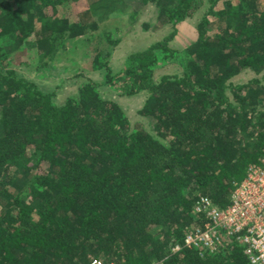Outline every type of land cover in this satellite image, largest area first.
<instances>
[{
    "label": "trees",
    "instance_id": "obj_1",
    "mask_svg": "<svg viewBox=\"0 0 264 264\" xmlns=\"http://www.w3.org/2000/svg\"><path fill=\"white\" fill-rule=\"evenodd\" d=\"M260 1L135 0L157 10L152 28H141L169 32L127 47L99 32L123 0H0V264H249L237 244L205 255L170 249L201 225L192 210L198 197L225 208L248 168L264 160ZM202 9L196 38L170 46L178 25ZM29 34L36 65L3 67ZM75 45L82 70L101 72L102 82L67 60L60 72L72 62L78 83L57 102L55 90L31 78L57 68ZM113 51L122 56L116 71ZM138 94L148 129L131 126L120 105Z\"/></svg>",
    "mask_w": 264,
    "mask_h": 264
},
{
    "label": "built area",
    "instance_id": "obj_2",
    "mask_svg": "<svg viewBox=\"0 0 264 264\" xmlns=\"http://www.w3.org/2000/svg\"><path fill=\"white\" fill-rule=\"evenodd\" d=\"M192 210L202 223L190 227L182 243L171 247V253L187 248L200 255L214 254L227 245L237 244L243 248L249 264H264V160L248 168L225 208L220 209L200 196ZM89 264L115 263L91 259Z\"/></svg>",
    "mask_w": 264,
    "mask_h": 264
},
{
    "label": "rangeland",
    "instance_id": "obj_3",
    "mask_svg": "<svg viewBox=\"0 0 264 264\" xmlns=\"http://www.w3.org/2000/svg\"><path fill=\"white\" fill-rule=\"evenodd\" d=\"M135 0H123L124 6L121 8V11H119L116 14L110 15L107 19L101 21L99 23V32L103 34V36L106 38L110 37V35L115 38L118 36H122V40L126 44L127 47L132 46L136 42L143 41V39L148 40V42H156L162 39L163 36H165L169 32V26H164L163 28H160L158 30H152V26L155 24V20L157 17V10L156 7L152 3H147L144 6H138L134 3ZM261 5L264 7V0L260 1ZM83 6L82 2H79L78 4L72 6L71 8H74L76 11V8H81ZM129 8V9H128ZM135 12V21L134 23H130L129 21V13ZM72 14V13H71ZM70 14V15H71ZM204 14V9L202 11L198 12L193 18L187 19L183 23L179 24L177 27V34L174 37V39L170 42V46L182 49L186 47L194 38H196V32L195 28L200 20L201 16ZM65 15H68L65 13ZM150 24L151 28H149L147 31H145L143 28H141V25L144 23ZM210 33V32H209ZM120 43L114 48V50H119L123 45ZM24 47L23 49H20L18 51H12L10 54L6 57L5 66H9V64H15V62H28L32 66L36 65V62L38 61V58H40L36 52V49L38 48V44L34 43V38L32 37V34L26 35L24 40ZM38 45V46H37ZM117 59L121 56V53L118 51L117 53ZM80 53L78 46H72L70 49L67 50L60 58H59V64L60 66H66L68 65L65 63V61L72 60L75 63L78 64V66L81 68L83 66V63L80 62ZM89 56L87 57V59ZM119 61L116 62V64L113 65V68L119 67ZM70 62L69 66L72 68L70 72L64 77V81L60 82L62 83L60 88L56 85L54 87V90L56 91V101L60 102L63 101L68 95L73 94L75 91V85L78 83V79H72L75 76V67L71 65ZM22 71L24 75L27 77L30 76V72L28 70L29 66L21 65ZM25 66V67H24ZM2 67V68H3ZM168 66L161 67L154 71V77H158L160 74H163L164 71H166V68ZM33 67H31L32 69ZM170 69H173V66L169 67ZM167 68V71L168 69ZM30 69V68H29ZM83 67L77 72L78 74L83 71ZM17 70V69H16ZM114 71V69H113ZM57 70L54 67H49L46 69L38 70L37 73L33 75V79L35 82H37L36 79L43 78V79H55L57 76ZM88 74V72H87ZM84 73V75H87ZM73 76V77H71ZM35 77V78H34ZM38 77V78H37ZM95 78V76H93ZM98 80V79H97ZM244 77L241 74L238 76L236 81H244ZM96 81V80H95ZM264 82V81H263ZM59 89V90H58ZM142 102V98L139 96L136 97H121L120 98V105L122 106L124 112L126 113L127 117L130 120V125L134 127H142V125L145 126V128H150V123L145 118L140 117L137 115L136 110L140 107ZM144 103V102H142Z\"/></svg>",
    "mask_w": 264,
    "mask_h": 264
},
{
    "label": "crops",
    "instance_id": "obj_4",
    "mask_svg": "<svg viewBox=\"0 0 264 264\" xmlns=\"http://www.w3.org/2000/svg\"><path fill=\"white\" fill-rule=\"evenodd\" d=\"M195 39V38H194ZM193 39V40H194ZM192 40V41H193ZM118 53V51H113L112 52V54H111V56H110V60H109V62H110V65H114V64H116V62H118V60H120L119 61V66L121 65V63H122V56H120L118 59H117V54ZM60 67H62V66H60V65H58L57 66V68H55L56 70H57V77L55 78V79H43V78H39V79H36L37 80V82H35L34 81V79H33V76H32V78L31 79H33V81H34V83H36L37 85H39L40 87H42V88H44L45 90H48V91H54V87H55V85L56 86H58L59 88H60V86H61V84L62 83H60V82H62V81H64L65 79H64V77L68 74V72H70V70H72V68L70 67V66H67V70L68 71H66V68L64 69V71H62V72H60ZM42 69H44V68H42ZM112 69H114L115 71L118 69V67H116V68H113L112 67ZM64 72V73H63ZM81 72H83V73H85V74H87L86 72H84V71H81ZM87 76H89L91 79H93V80H96L97 82H99V83H101L102 82V73L101 72H89L88 74H87ZM93 76H95V78H93ZM35 78V77H34ZM38 78V77H37ZM238 78V77H237ZM237 78H235V81H236V79ZM72 79H76V78H72ZM98 79V80H97ZM59 90V89H58ZM136 96H139V97H143L144 98V96L142 95V94H138V95H135V96H130V97H136ZM127 98H129V97H127ZM120 101V100H119Z\"/></svg>",
    "mask_w": 264,
    "mask_h": 264
}]
</instances>
